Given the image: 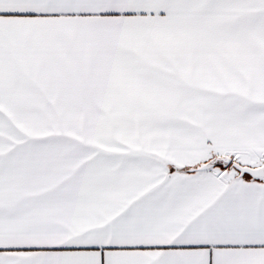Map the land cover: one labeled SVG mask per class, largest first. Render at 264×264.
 <instances>
[{
  "label": "snow or ice",
  "instance_id": "1",
  "mask_svg": "<svg viewBox=\"0 0 264 264\" xmlns=\"http://www.w3.org/2000/svg\"><path fill=\"white\" fill-rule=\"evenodd\" d=\"M0 264H264V0H0Z\"/></svg>",
  "mask_w": 264,
  "mask_h": 264
}]
</instances>
